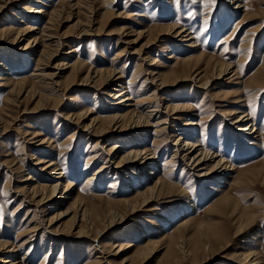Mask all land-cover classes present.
Segmentation results:
<instances>
[{"label":"rangeland","instance_id":"rangeland-1","mask_svg":"<svg viewBox=\"0 0 264 264\" xmlns=\"http://www.w3.org/2000/svg\"><path fill=\"white\" fill-rule=\"evenodd\" d=\"M27 1L8 6L0 12V62L11 67V77L18 81V89L25 84V88L34 87L33 90L53 100L48 101L44 109H36L38 99L24 101L19 109L12 108L14 119H8L11 121L7 125L8 130L4 131L0 125V240L5 243V249L0 248V264H5V259L12 256L15 247L12 244L20 245L27 238L34 240L32 251L28 252L31 246L19 247L16 259H13L16 263L24 258L25 264H42L48 256L45 264H122L124 257L115 259L116 247H127L131 243L134 247L125 253L127 258L132 256L129 263L170 264L171 255L177 246L185 247V242L187 247H191L201 238L205 251L195 252V255L186 259L181 254L182 257L173 264H250L238 256L243 252L255 251L261 259L260 263L264 264V0H240L238 4L243 6L240 10L225 5L224 0H207L205 5V0L198 3L195 0H110L115 4H112L111 9L104 0H89L79 8L80 0H47L46 7L35 3L40 0ZM40 7L50 12L59 10L60 17L56 23L46 17L36 19L37 15L33 12ZM206 13H209L208 18L204 19ZM78 20L84 27L94 20L97 25L94 24L93 30L100 27V32L82 36V29L74 25ZM48 22L53 24L51 34L56 37L51 46H55L59 38V42L64 43L59 49L60 56L52 62L53 67L58 66V63L69 64L61 67L66 69L55 79L59 86L33 85L34 76L39 72L35 70L39 67L37 56L40 51L32 53L33 49L30 48L24 52L29 44L32 46L34 38L40 36L38 31L49 25ZM175 24L192 33L193 41L198 44L196 49L188 48L184 42L174 38L175 34L170 29ZM30 27L38 30L26 32L15 46L10 43L21 29L27 31ZM4 30L9 31L6 36L2 33ZM139 32H144L141 38L137 36ZM121 48H127V56L115 59ZM190 55L201 56L200 62L193 65V68L199 69L197 73H201V76L197 77V73L189 76L190 72H186L181 78L175 79L170 87H162L157 75L162 71H170ZM153 59L157 61L154 66ZM76 62L100 69L111 65L117 70L124 68L123 81L132 86L135 100L154 97L158 101L151 105L155 107L158 104L161 110L152 115L151 127L142 128L137 133L126 131L123 135L112 129L104 138H91L87 133H78L73 146L69 145L71 153H66L68 146L62 151L63 142L74 130L66 127L64 118L67 114L88 108L94 110L93 118L105 121L108 114L119 106V100L113 101L109 95L100 94L94 87H80V81L75 80V75L69 69ZM226 65L231 66V74L222 76L218 81L211 80ZM151 71L153 73L149 75ZM46 72L51 73V70ZM203 72L211 80L205 85L208 89L201 88ZM136 75L138 81L132 84ZM71 78H74V82ZM9 91L0 88V108L7 96L10 97ZM138 91L143 95H138ZM239 96L249 101L250 108L235 103ZM166 99L168 101L164 103ZM187 101L191 104L187 113L170 114L166 109L167 105H186ZM149 110L147 104L139 108L143 114L150 113ZM229 110L234 113L235 110L251 111L262 133L255 134H258L260 144L257 141L258 145L251 146L249 137L241 135L232 125L233 117L224 115ZM188 121L198 123L194 133L186 127ZM36 128L43 134V138L35 140L31 139V135L24 137L25 131ZM157 128H166L168 134H155ZM194 134L195 138L190 139L188 135ZM180 135L190 141H200L231 163L234 171L228 180L223 181L225 185L219 186L217 174L206 176L210 164L202 166V171H198L191 162L173 158L176 150L174 143L179 141ZM46 137L50 139V144L43 146L46 147L44 153L36 146L40 145V139ZM107 144L120 148H116V159H113L110 164L112 167L104 173L105 176L96 179L85 194L103 197L95 203L97 207L94 211L99 218L94 222V229H104L111 220L118 224L121 218L124 222L99 239L98 246L92 239H78L73 222L63 227L65 232L57 234L56 227L62 223L52 226L48 222V211L37 207L36 201L40 199H33L31 194L25 197L16 192L24 185L20 181L28 173L41 181V185L53 181L38 171H32L37 160L32 159L33 156H26L27 151L44 160H58L67 174L74 178L77 188L75 186L73 190L78 195L77 192L85 185L86 177L93 175L101 164L98 162L89 167L87 163L90 157L96 152L104 154L110 147H106ZM184 145L181 144L182 149ZM141 147L153 150L157 159L154 167L157 174L147 183L161 178L169 186L149 205L130 214L122 202L126 199L137 201L134 199L136 189H146L148 184L145 186L144 181L150 174L149 168L139 173L135 168L131 172L119 171L116 175L118 179L112 178L117 171L113 168L120 156L125 155V151L140 150ZM170 161V165H164ZM14 163H18L21 172L15 171L18 166L12 167ZM109 190L112 191L110 194ZM191 204L195 207H190ZM20 205L21 208H17ZM110 212L112 218L104 219ZM21 231L26 235L19 236ZM148 242L156 246L149 247L148 258L143 261L135 249L144 250ZM99 246L102 252L96 251Z\"/></svg>","mask_w":264,"mask_h":264},{"label":"bare ground","instance_id":"bare-ground-1","mask_svg":"<svg viewBox=\"0 0 264 264\" xmlns=\"http://www.w3.org/2000/svg\"><path fill=\"white\" fill-rule=\"evenodd\" d=\"M24 1H26V0H0V12L4 9L8 8V6H16L17 4L23 3ZM28 1H31V0H28ZM45 1H47V0H40V2H35V3H37L38 5L41 4L42 6L46 7L47 4H45ZM88 1L89 0H80L77 8L81 7L83 4L85 5ZM104 1L106 3V6H108L109 9H111L112 4H114L112 2H114V1H110V0H104ZM199 1L200 0H195V3H198ZM224 1H225V5L233 6V8L235 10H238V9L240 10V8H243V6L238 4L240 0H224ZM206 2H207V0L203 1V4L205 5ZM44 7H40V8H37L34 10L33 13H35V15H37L36 19H41V18L46 17V18H50V22L55 21L54 23H56L57 18L60 17V14H59L60 11L56 9V11H54V12L52 11L53 12L52 13V12H50V10H48ZM208 11L212 12V9L208 8ZM208 15H209V13H206L204 19H207ZM12 16L15 17V15H12ZM50 22H48L49 25L44 26L43 28H41L38 31L40 36L37 38L36 37L34 38L32 46L30 44L29 45L27 44L28 46L26 47V49L25 50L23 49L24 52H26V51H29L30 48H32L33 49L31 51L32 53H37L38 52L37 50L40 51V52H38V56H37V64L39 65V67L35 70V71H39V72L37 74H35V76H34L35 82H32L33 85L34 84H40L42 86L43 85L47 86L49 84H54L56 86H59L57 84V82L55 81V79L58 78V76L62 73L63 69H66V68L62 69L61 67L68 64L66 62H64L63 64L58 63V66L56 65L53 67L52 62L58 56H60V50L59 49H60V47H62L64 45V43H63V41L59 42V39H60L59 38L58 41L56 42L55 46H51L52 44L55 43V41H53V40H55L56 37H54L51 34L53 24H50ZM94 24L97 25V23L94 22V20H93L89 23L88 26L84 27L82 22L80 20H78L77 24L75 23L74 25L78 29H82L81 30L82 36H89V35H92L93 32L94 33L97 32V34L100 32V27H98V29L93 30ZM171 28L172 29H170V30L173 31V34H175L174 38L179 39V42H181V43L184 42L185 43L184 46L191 48V49H196L198 47V44L195 43V41H193L194 37L191 36L192 33H190V31L188 33L187 29H185V28H184V30L180 29L181 27L179 28L178 25H176V24L174 26H172ZM34 29H37V28H31L30 27V28H27V31H26V29H25V31L21 29L18 32V35L15 37V39L12 40L10 43L13 46H15L16 44H18L20 42L21 37L23 38V36L26 35V32H28V33L33 32ZM179 29H180V31H179ZM11 31H12V29L10 30V32ZM8 32L9 31H6V30L2 31V33L5 36L8 34ZM142 33H144V32H139L137 34L138 38H141ZM58 37H60V36H58ZM64 38H66V37H64ZM0 43H1V41H0ZM126 49L127 48H121L119 51H117L115 59H121V58L127 56V54H125ZM168 51H166V52H168ZM169 58H174V56H170ZM175 59L177 60L176 56H175ZM200 60H201V56L196 57V56L190 55L187 58L185 57V59L181 63L176 65L174 68L170 69V71L166 70V71L160 72L157 76H159V81L161 82V86L164 88H166L168 86L170 87V84H172L175 79L181 78L182 75L186 74V72H190L191 75H189V76H193L199 70V69L193 68V65L197 62H200ZM126 61H128V60H126ZM153 61H154L153 62V66H154L157 63V61H155L154 59H153ZM177 61L179 62V60H177ZM1 66L3 67V70L1 69L2 68ZM0 67H1L0 68V88L10 89V91L8 93L10 95V97L7 96L3 107L0 108V125L2 126V129H4V131H7L8 130L7 125L11 122L8 119H14L13 116L11 115L12 108H18L19 109V107L21 106V104L24 101L30 100V102H31L32 100L38 99L36 102V109L37 108L38 109H44L45 104L48 101L50 102L51 100H53V98L46 96V95L44 96V94L40 91L36 92L35 90H33L34 87H33V89L30 87V89L28 88L29 89L28 90L27 88L24 87L25 84H22V83H21L22 85L20 84L21 88L18 89L17 88L19 85L18 81H15L11 77V75H12L11 67L9 65H7L5 63H1V62H0ZM69 69L71 70V73H73V75H75V77H74V78H76L75 80L80 81L79 83H80L81 88L82 87H87V88H91V87L93 88L94 87V88H96V90H98V92H100V94L109 95V98H111L113 101L119 100V106H117V109H115V111H111V113L108 114L105 121L99 120L98 117L93 118L92 115L94 113V110H92V109L89 110L88 108H86V110H83L82 112H75V113L67 114L64 118V120H66V122H67L66 127L69 129H74L73 132L68 134V136L66 137L65 141L62 144V151H65V147L68 146V148H67L68 150L66 151L67 155H69L71 153V148L69 149V147H70L69 145L74 144V141L76 140L78 133L79 134L82 132H83V134L87 133V135L91 138L92 137L104 138L108 134H110L109 132L112 129L120 131L119 134H121V135H123L126 131H129L132 133H135V132L137 133L142 128L151 127L150 119L152 118V115H154L156 112L161 111L158 104H156L155 107L151 106L156 101L154 97L153 98L150 97L148 99L139 98V99L135 100V98L133 97L134 95L131 91L132 86L129 83H124V81H123L124 80V72H125L124 68L122 70H117L118 68L116 69L111 65V67H106V68L102 67L100 69V68H96V67L91 66V65H84L80 62H76V64H74V66H70ZM231 69L232 68L230 65L223 66L217 72V74H215L216 77L214 76L211 80H217L218 81V79H220L222 76L223 77L229 76L231 74L229 72ZM46 70H51V73H47ZM152 73L153 72L151 71L149 73V75H151ZM234 74L238 75L237 72H235ZM70 75L72 76V74H70ZM196 76L200 77L201 73H197ZM135 77H137V75L134 76L133 80L131 81L132 84H135L138 81V80H136ZM186 79H187V77H186ZM211 80L203 72L202 77H201V84H203V85L201 88L208 89V88H206L205 85H208L211 82ZM49 81H52V82L49 83ZM146 81H148V80H146ZM198 81H200V79ZM73 82H74V80H73ZM152 84H154V83H152ZM139 94H141L140 91H138V95ZM24 95H25V98L23 99ZM141 95H143V93ZM238 99L239 100H237L235 103L242 104V105H240L242 107L249 106V108H250V105L248 103L249 101L244 96H241V97L239 96ZM132 101L133 102L136 101V103H132ZM166 101H168V100L166 99L163 102L165 103ZM157 102L158 101H156V103ZM161 103H162V100H161ZM243 103H245V105ZM146 104H147V108H149L151 110V111L149 110L150 113H147L149 115L143 114L141 111H139V108L144 107V105H146ZM149 105H150V107H149ZM190 106H191V104L188 103V101H187L186 105H183V104L182 105H172L171 104V105H167L166 109L170 112V114L171 113L172 114H178V113L180 114V113H187V111H190V109H191ZM53 107H51V108H53ZM123 108H124V110H123ZM224 115L229 116V117L230 116L233 117L232 118V122H233L232 125H234L237 128V130L241 133V135H243L245 137H249L248 142L251 144V146L260 144V141H258L257 139H258V134L262 135V133H261L260 129L257 128V122L251 116L252 115L251 111L249 112V111L245 110L242 112L241 110H235V113H234V111L229 110V111L224 112ZM160 124H161V122H160ZM197 125H198V123H194V121H188L186 124V127L188 126L189 129L191 130V132L194 133L196 131ZM130 127H132L131 130H130ZM159 128L156 129L155 134H158L161 132L163 134L165 133L164 134L165 136H166V134H168V133H166V131H167L166 128H161V129H159ZM256 133H258V134L255 135ZM114 134H116V132ZM24 135H25L24 137H28V135H31L30 136L31 139H35V140H37L40 137L43 138V136H42L43 134L40 133L39 131H37V128L32 130V131H30V130L25 131ZM84 135H86V134H84ZM155 136L157 137V135H155ZM188 136L190 137V139L195 138V134L193 136H191V135H188ZM90 139H89V141H90ZM263 139H264V135L262 137V144H263L262 146H264ZM178 140L179 141L174 143V146L176 147L175 148L176 150L173 153L174 159H178V158L180 159L181 158L183 161H186V163L191 162L192 163L191 165L193 166V168L198 169V171H202V168H203L202 166L210 164L211 168L209 169V171H206V173H205V174H207L206 176H210L212 174H217L219 176L218 177V179H219L218 182L220 183L219 186L226 184V183L224 184L223 181L228 180V176H230V174H232L231 172L234 171V168L232 167V165L229 161H227L223 156L216 154L215 152H212L211 150L206 148L203 145V143H201L200 141H196V142L190 141L189 139L187 140V139L182 138L181 135L178 136ZM40 141H41L40 145L36 146V147H39V149H41L40 151L45 153L46 147H43V146H45V144L49 145L50 139L48 137H46L44 140L40 139ZM89 141H88V144H90ZM257 141H258V144H256ZM181 144H185L183 146L184 149L181 148ZM97 145H99V144H96L95 146H97ZM108 146H110V147L108 148V150L106 152H104V154H100L99 152H98L99 153L98 154L96 152L95 155L93 154V157H90V159L87 163L89 167H91V165H94L98 162H101V164L99 163L100 165L93 172V175L86 177V179L84 181L85 185L83 186V189H81V191L77 192L78 195H75L76 190H73L75 188V186L77 188V184L75 183L74 178H72L70 175L67 174L65 168L62 167V165L59 163L58 160L50 159L48 161V160H46L47 158L44 160L42 157H35L31 151L30 152L27 151L26 156H28V157L33 156L32 159L37 160L35 165H34L35 168H33L32 171H38L39 174H42L45 177L48 176L47 178H50L53 181L52 182L50 181L51 183H49V184L41 185V183H40L41 181L35 179L34 176L31 175V173H28L20 181L24 185L21 187L20 190H17L16 192H18V194L23 195V196L31 194V197L33 199H36V198L40 199V200L36 201L37 207L40 209L43 208V209L48 211V215H50L49 219L47 218L48 222L51 223L52 226L54 224L62 223L56 227V231H58L57 234H61L62 232H65L63 227L66 228L67 227L66 225L68 224V222L69 223L73 222L74 231L77 230V232L75 234H76V237L78 239H81V238L92 239L93 242H95L96 246H98L99 239L104 238V236H106L107 232L111 231V229H114L118 224H122L124 222L121 220V218L118 219V224L111 220V222H109V225L105 226L104 229H98V228L94 229L93 228L94 222L97 220L96 219L97 217L99 218V216H97V214H95V211H94V208L97 207V206H95V203L98 201L100 202L103 199V197L98 195V194H94V195H91L92 193L87 194V195L85 194V193H87L86 190L91 187V185L94 183V181L96 179L98 180L99 178L105 176L104 173H106V171L109 170L110 167H112V166H110V164H112L113 159H116L114 157V155L117 153L116 150L117 149L119 150L120 148H118V146H116V145L111 146L110 144H107L106 147H108ZM202 146H203V148H201ZM136 147H140V146L136 145ZM102 149H104V148H102ZM105 149H107V148H105ZM31 150L34 151L33 147L31 148ZM134 150L133 151L132 150L131 151H125L124 152L125 155L120 156V160L114 163L115 166H114L113 170H117V171L115 173H113L114 176L112 175V178L114 177L115 179H118L116 175L119 174L118 173L119 171L131 172V170L135 168V169H137V172L139 173L142 170L149 168L150 174L148 176V179H145V181H144V182H146L145 183V186H146L148 184L147 182H151V179H153V176L157 174V172H154V167L156 166L155 163L157 161L156 156H155L156 154L153 150H148L146 147H141L140 150H135V151ZM103 155L104 156L106 155L107 158L104 157ZM183 155H184V157L182 158ZM171 163H172V161H170L164 165H170ZM14 166H18V163H14L12 167H14ZM185 167L188 168V165H186ZM190 169H192V168H190ZM20 170H21V167L18 166L15 171L19 172ZM211 172H213V173H211ZM109 173H112V172H109ZM201 177L202 178L204 177L203 174L201 175ZM34 181H36V184L34 183ZM263 181H264V178H263ZM237 183H239V180L237 181ZM167 186H169V184L167 182H165L164 180H162L161 178L157 179L156 181L154 180L152 183H149L145 187L146 188L145 190L139 191L138 189H136L137 193H136L134 199H136L137 201H130V200L126 199L122 203L128 207V208L126 207V209L129 210L130 214L136 213V212L140 211L142 208H144V206L149 205V203L153 202ZM130 189H133V188H130ZM209 189L213 190L214 188L210 187ZM111 192L112 191L109 190L108 194H110ZM138 201H139V203H137ZM21 205L18 206L17 208H21ZM190 207H195V205L191 204ZM113 213H115V212H113ZM111 214L112 213L110 212V214L108 216L105 215L104 219H107L108 217L113 216ZM67 217H69L68 220L66 219ZM247 217L254 218L253 216H247ZM113 218H115V217H113ZM109 219L110 218H108V220ZM240 227H239V229H240ZM59 230H61V232H59ZM18 235L19 236H25L26 233L21 231V232H19ZM193 238L194 237H192V240H193ZM166 239H168V238H166ZM200 240H201V238L195 242L194 246H191V247H187V243H185V242L183 244V246H185V247L180 246L178 248V246H177L173 250L174 251L173 255H171V257L172 256L173 257H172L170 264H173L174 262L179 260L182 257L181 254H183L182 258L186 259V258L191 257L192 255H195V252H200L203 250L205 251V247L203 246L202 241H200ZM33 242H34L33 239L31 240V238H27L24 241H21L20 242L21 244L19 243L20 245L12 244L13 247L15 246L14 250L12 252V256H11L13 258L9 257V258L5 259V264H25L24 258L17 263L13 259H16L17 256H15V255L18 252L19 247L31 246V244ZM151 245L153 246L154 244H151V242H148L147 245L144 246V250H140L138 248L135 249V252L138 253V255H139V256L137 255L139 257V259H142V257H143L142 260L145 261L147 255L149 254L148 249L151 248L150 247ZM155 246L156 245H154V248H155ZM32 247H33V245L28 250L29 253L32 251ZM131 247H134V244L130 243L127 247L123 246V245H119L118 247H116V252H115L116 254L114 255L115 259L120 260V259H123V257H124V259L121 261L122 264H124V263L131 264L129 262H131L132 256H129L127 258L126 254H125L128 251V249H130ZM0 248H3V250L5 249V243H3L1 240H0ZM138 250H140V251H138ZM96 251L102 252V247H100V246H99V248L96 247ZM48 254L49 253L44 254V255H48ZM257 255H258V252H256V251L251 252V253L243 252L238 257L240 260L243 259V260H245V262H250V264H261L260 263L261 259H259L257 257ZM27 257H25V258H27ZM46 259H48V256L43 260L42 264H45Z\"/></svg>","mask_w":264,"mask_h":264}]
</instances>
